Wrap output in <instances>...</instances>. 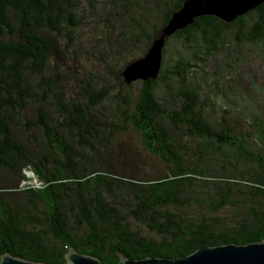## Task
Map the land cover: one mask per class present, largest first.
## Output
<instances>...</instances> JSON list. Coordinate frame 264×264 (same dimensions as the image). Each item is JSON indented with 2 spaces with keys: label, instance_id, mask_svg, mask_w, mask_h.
I'll list each match as a JSON object with an SVG mask.
<instances>
[{
  "label": "trees",
  "instance_id": "16d2710c",
  "mask_svg": "<svg viewBox=\"0 0 264 264\" xmlns=\"http://www.w3.org/2000/svg\"><path fill=\"white\" fill-rule=\"evenodd\" d=\"M93 1L0 0V170L21 181L25 170L37 176L36 184L0 187V258L9 253L64 264L75 250L117 263L120 255L177 258L203 246L264 240V117L239 110L249 122L246 132L225 119L214 121L189 82L207 58H225L234 68L244 45L264 57V2L230 22L198 16L166 37L157 77L137 80L138 91L119 95L116 111L100 114L97 108L110 94L106 85L85 82L82 98L75 99L56 78L63 71L59 60L76 51L83 10L104 18L103 40H113L116 53L127 59L120 72L144 55L183 0ZM106 6L105 15L95 16ZM172 45L189 55L172 52ZM218 78L216 86L226 83L224 75ZM122 81L125 89L136 82ZM159 87L178 104L167 107ZM19 125L43 140L26 145L15 135ZM121 129L136 131L168 170L136 179L100 168L104 155L115 152V131ZM187 137L202 146L190 148L182 141ZM256 140L262 154L250 150ZM222 146L255 168L229 170L233 162L217 155ZM19 193L27 202L17 199Z\"/></svg>",
  "mask_w": 264,
  "mask_h": 264
},
{
  "label": "rangeland",
  "instance_id": "374dc122",
  "mask_svg": "<svg viewBox=\"0 0 264 264\" xmlns=\"http://www.w3.org/2000/svg\"><path fill=\"white\" fill-rule=\"evenodd\" d=\"M93 2L100 5L102 3L101 0H94ZM81 7H84V4ZM107 8L109 7L106 6L102 10L97 9L101 13L98 14L97 12L95 16L105 15ZM83 11L86 13V18H84L81 27L75 33L76 51L74 54L59 60L63 71L56 78L60 86L66 89L68 96L75 99L82 98V88L86 84L85 82H90L94 86L106 85L110 90L109 97L97 110L100 114L113 112L116 111L117 105L122 100L119 95H129L131 92L138 91L140 81L134 82L130 89H125L121 85L122 76L121 71L119 72L118 69L125 64L127 59L123 57V54L118 55L116 53L113 40H103L102 37L107 36L104 18L99 19L90 16L92 15L90 8ZM169 49L172 52L178 51L184 56L189 55L185 48L178 45H172ZM239 51L234 68L231 69L228 66V60L225 58H207L205 63L197 67L196 75H192L189 82L200 90V99L204 103L206 113L210 115L212 120L221 121L225 119V124L228 126L235 127L238 132H246L249 128V122L239 116L237 113L239 110L244 113L247 110L251 116L253 113L258 112L262 118L264 117V57L248 45L240 47ZM219 75L225 76L226 83L216 86V78ZM159 90V96L164 97L162 99L163 103L166 99L168 100L165 102L167 107L178 104L177 101L163 93L164 89L162 90V87H159ZM222 109L236 111V114L231 111L224 113ZM28 134H31L32 137L36 136V139L29 137ZM15 135L30 147L35 146L36 141L43 140L38 131L26 132L22 126L15 128ZM175 137L180 139V134H175ZM115 138V152L111 155H104L103 166L100 168L109 169L113 173H124L126 171L134 175L136 179H139V177L156 178L162 172L168 170V164L144 149L140 136L133 129L115 131ZM182 141L188 142L189 147L192 149L202 146V141L192 137L182 138ZM256 142L259 144L252 145L250 150L253 153L262 154L263 151L259 148V145L262 144L258 140ZM222 147L223 149L218 150L217 155L226 154L228 159L233 162V166L228 164L229 170L237 173L245 168H255V163L238 156L236 150ZM187 152H189L193 161H196L192 150L188 149ZM228 159L226 162H228ZM209 165L215 170L218 169L217 163H210ZM24 174L26 179L21 181L22 178L11 177L7 171L0 170V187L13 189L19 183L21 185L37 183L30 172L25 170ZM16 182L17 185H15ZM16 195L20 202H27L28 197L25 193Z\"/></svg>",
  "mask_w": 264,
  "mask_h": 264
},
{
  "label": "water",
  "instance_id": "95a60500",
  "mask_svg": "<svg viewBox=\"0 0 264 264\" xmlns=\"http://www.w3.org/2000/svg\"><path fill=\"white\" fill-rule=\"evenodd\" d=\"M264 0H183L173 11L160 35L155 37L143 56L125 65L121 71L122 80L129 84L137 80L155 79L159 73L162 49L166 37L191 24L202 15H214L224 22L246 13ZM35 179L37 176L29 171ZM0 264H48L15 257L9 253L1 255ZM64 264H264V240L247 244H219L203 246L194 252L177 258L146 257L132 259L120 255L117 263H102L98 258L70 250Z\"/></svg>",
  "mask_w": 264,
  "mask_h": 264
},
{
  "label": "bare ground",
  "instance_id": "6f19581e",
  "mask_svg": "<svg viewBox=\"0 0 264 264\" xmlns=\"http://www.w3.org/2000/svg\"><path fill=\"white\" fill-rule=\"evenodd\" d=\"M29 172V171H28ZM29 180H30V178H29Z\"/></svg>",
  "mask_w": 264,
  "mask_h": 264
}]
</instances>
